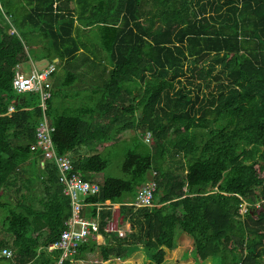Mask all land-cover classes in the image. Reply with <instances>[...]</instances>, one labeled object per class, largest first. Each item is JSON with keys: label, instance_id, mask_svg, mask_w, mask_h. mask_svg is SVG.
<instances>
[{"label": "trees", "instance_id": "trees-1", "mask_svg": "<svg viewBox=\"0 0 264 264\" xmlns=\"http://www.w3.org/2000/svg\"><path fill=\"white\" fill-rule=\"evenodd\" d=\"M29 58L54 66L45 109L39 92L12 87L16 65ZM57 69L62 90L90 82L89 100L62 93L83 101L56 109ZM44 117L69 172L98 185L83 215L119 203L130 225L125 235L104 231L112 212L103 205V243L88 236L59 264L94 252L123 260L139 244L161 264L180 233L192 240L185 251L195 264H264V0H0V248L12 251L0 264L60 257L47 246L67 227L69 199L58 168L41 166L30 147ZM126 131L140 150L125 151L123 178L101 174L98 144L115 145ZM149 179L153 205H123Z\"/></svg>", "mask_w": 264, "mask_h": 264}, {"label": "built area", "instance_id": "built-area-1", "mask_svg": "<svg viewBox=\"0 0 264 264\" xmlns=\"http://www.w3.org/2000/svg\"><path fill=\"white\" fill-rule=\"evenodd\" d=\"M53 64L47 65L46 67H34L27 75L18 69L15 70L12 78V87L16 93H22L26 91H37L39 92L40 105L42 109H45V100L49 97L50 87V74L53 71ZM12 110V107H9ZM53 126L49 122L42 119L35 128V141L31 144V149H39L42 155L41 163L44 164L46 160L52 161L60 172L59 182L62 186V193L68 197L70 203V217L66 221L67 227L64 228L58 240L54 243L48 244V249L54 248L61 249L60 257L57 264L61 263L62 260L75 252V247L79 243L87 241V236L94 237L97 239L99 232V217L98 209L102 205H107L111 208L112 215L110 219L106 221L104 225V231L123 233L119 225L114 223L115 205L119 204H108L95 203L96 215L93 217H85L82 215V210L88 203L84 201V198L89 195H95L98 193V185L90 183L87 180H83L75 172H69L72 169L71 160L67 154L57 155L54 150L51 133ZM148 139V134L145 135V140ZM156 190V184L153 179H149L142 183L136 192L134 199L131 202L124 203L125 205L133 206L135 208L149 207L152 205L151 201L153 193ZM113 208V210H112ZM118 209V208H117ZM246 207L243 206L239 210L244 212ZM116 215L120 214L117 212ZM121 217V216H120ZM121 223H123L121 217ZM12 256L11 249L7 247L0 248V257Z\"/></svg>", "mask_w": 264, "mask_h": 264}, {"label": "rangeland", "instance_id": "rangeland-1", "mask_svg": "<svg viewBox=\"0 0 264 264\" xmlns=\"http://www.w3.org/2000/svg\"><path fill=\"white\" fill-rule=\"evenodd\" d=\"M28 35L30 36L31 33L28 32ZM34 36L35 35H33L32 37H34ZM32 43H31V46L29 47V49L31 51H33L35 54L36 53L40 54V52L37 49L39 46H34L35 44H32ZM23 71H25L26 74L29 73V71H30L29 65L24 64L23 65ZM25 72H23V73H25ZM64 77H65V72L63 70L57 71V79H55V90L57 91V93H56L57 97L60 94H62V93H66V94H69V95H73L74 94L76 96L84 98L91 91L90 90L91 89L90 87H92L91 83L87 82V81L86 82H76L74 84V86H72L73 89H75V90L78 89L76 91H74L72 88H68V89L62 90L61 89L62 87L58 86L59 85L58 82L61 79L63 80ZM52 85H53V81H52ZM86 98L89 100L88 97H86ZM82 101H83V99L81 101H79V102H77V100H73L72 99L69 102L66 99V105L63 108H67V107L71 106V104H72V107H75V104L77 106H79L82 103ZM132 133H133L132 131H126V132H123L122 134H120L119 137H118V141L116 142L115 145H111V146L105 147L103 144H98L99 146H97L98 150L96 152L101 153L107 160V166L105 167L104 171L101 174H105L106 176L110 175V176H113V177H122V178L124 177V174H123V172L120 169V165H121L122 160L124 158L125 151L127 149L136 148L135 140H133L131 138L128 139V137ZM113 142L114 141H111V142H108V143H105V144L106 145H110ZM137 150L139 151L140 149H137ZM36 152L38 153V151H36ZM37 153L35 155H33V157H31L30 159L31 160H32V158L36 159V157L38 156ZM263 176H264V174H263ZM95 177L97 179V177H100V176H99V174H96ZM37 189H38V187L35 185L34 190H37ZM10 191H7V195L9 197L11 195ZM27 197H29V194L27 195ZM12 201H13V199L11 198V202ZM26 202H27V204L28 203H31V204L35 203L37 208H39V206H40V205H38V202H37L36 199L34 201H29V199H26ZM110 204H115V203H110ZM117 204H119V203H117ZM256 205H258V204H256ZM116 207H118V206H116ZM112 210H113V208H112ZM115 210H116V208H115ZM116 221H117L118 225L121 224V217L119 215L114 214V223L115 224H116ZM3 233L4 232L1 231V226H0V237L3 236ZM97 240L99 242H101V241H103V237L99 234L98 237H97ZM176 244H177V242H176ZM139 246H140V244H139ZM183 247H185V245L182 246V248ZM169 253L170 252H168V254L165 256V258L167 257V260H166V263H164V264H175L174 263V259H177L178 257H180L182 252H179V254H177V252H176V254H174V252H172V253H170V255H169ZM187 253H188V251H185L184 255L186 256ZM83 257H84L83 259H81L79 261H76V262H74L72 264H140V262L144 261V260L143 261H141V260L135 261V260H133L132 258H129V257L125 258L123 260L122 259H116L117 257H111L110 260L109 259L108 260H101L99 254L97 252H94L92 254H86V255L84 254ZM189 258H190V261H188V260L186 261L185 259H183V261L185 262L184 264H195L194 263V259L192 258V256L189 257ZM148 263L149 264H155V263L151 262L150 260H148ZM202 264H212V263L210 262V260L207 259V260L203 261Z\"/></svg>", "mask_w": 264, "mask_h": 264}, {"label": "crops", "instance_id": "crops-1", "mask_svg": "<svg viewBox=\"0 0 264 264\" xmlns=\"http://www.w3.org/2000/svg\"><path fill=\"white\" fill-rule=\"evenodd\" d=\"M45 59H41V60H37V61H33V60H31V58H29L27 61H25V62H21V63H19V64H17L16 65V69H18L19 71H21V72H25V71H23V65L24 64H27V65H29V68L31 69L33 66H37V67H39V65L41 64V63H44L45 64ZM54 61H56V58L54 59ZM56 71H59L58 69L56 70ZM26 73V72H25ZM51 81V84H52V81H53V78L50 80ZM74 86V85H73ZM65 88V87H64ZM69 87H66L65 89H68ZM70 88H72V86H70ZM73 89V88H72ZM66 94H60L58 97L57 96H55L54 97V99H53V103H52V105L56 108V109H58V110H60V109H62L65 105H66V99H67V101H69L70 102V98L68 97V96H65ZM69 98V99H68ZM39 163H40V165L41 166H43L44 164H42L41 163V160L39 159ZM95 176H96V174H95ZM95 179H96V177H95ZM33 190H30V192H32ZM35 192H37V193H39L40 192V190H37V191H35ZM126 200H128V199H126ZM128 201H130V200H128ZM108 202V201H107ZM127 202V201H126ZM108 203H110V202H108ZM103 206V205H102ZM101 206V207H102ZM105 206V205H104ZM115 208H116V210H115V214L118 212V210H119V208L117 209V207H116V205H115ZM101 208H99L98 209V211H97V213L99 212V210H100ZM114 211V210H113ZM119 213V212H118ZM82 215H83V212H82ZM69 217H70V215H69ZM68 217V218H69ZM119 228H121L122 229V234L121 233H119V234H121V235H125V231H127V230H129L130 229V225H128L126 222H123V223H121V224H119ZM118 233V232H117ZM177 244H176V247L174 248V249H172V250H168V252H170V253H172V252H174V254H176V252H177V254H179V252H182L181 253V255H180V257H178L177 259H174V263L175 264H184L185 262L183 261V253H184V251L185 250H190L189 251V253H191V248H192V240L190 239V237L187 235V234H185V233H180V234H178V236H177ZM185 245V247H183L182 248V246H184ZM170 253H169V255H170ZM92 254V253H91ZM168 254V253H167ZM166 254V255H167ZM146 254L144 253V251L141 249V246H139V249L138 250H135L134 252H132L128 257L129 258H132L133 260H135V261H137V260H141V261H143V262H140V264L142 263V264H149L148 263V258L145 256ZM165 255V256H166ZM187 257H185V260L187 261H190V255L187 253V255H186ZM127 257V258H128ZM116 259H118V258H116ZM131 259V260H132ZM110 260V259H109ZM166 260H167V257L165 258L164 257V260H163V264L164 263H166ZM183 261V262H182ZM75 261H73L72 263H74ZM104 262V261H103ZM161 263V264H162Z\"/></svg>", "mask_w": 264, "mask_h": 264}, {"label": "clouds", "instance_id": "clouds-1", "mask_svg": "<svg viewBox=\"0 0 264 264\" xmlns=\"http://www.w3.org/2000/svg\"><path fill=\"white\" fill-rule=\"evenodd\" d=\"M50 64H52V63H49V62H47V61H45V64L44 63H41L40 65H39V67H46L47 65H50ZM31 70V69H30ZM128 202H130V201H128ZM128 202H124V203H128ZM105 203V202H104ZM151 203H152V205H153V202L151 201ZM109 204V203H108ZM117 204V203H116ZM123 205H125V204H123ZM151 205V206H152ZM106 207H108L107 205H105ZM151 206H149V207H151ZM117 208H119V206L117 207ZM111 209V208H110ZM118 212H119V210H118ZM122 217V216H121ZM115 232H117V231H115ZM99 234L103 237V235L99 232ZM88 237V236H87ZM93 239H94V237H92ZM95 241L97 242V243H103V241H104V237H103V241H101V242H99L97 239H95Z\"/></svg>", "mask_w": 264, "mask_h": 264}]
</instances>
